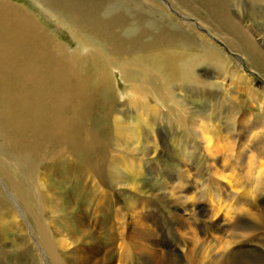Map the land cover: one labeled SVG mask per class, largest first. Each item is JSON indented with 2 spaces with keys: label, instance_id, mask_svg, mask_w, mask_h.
Wrapping results in <instances>:
<instances>
[{
  "label": "bare ground",
  "instance_id": "bare-ground-1",
  "mask_svg": "<svg viewBox=\"0 0 264 264\" xmlns=\"http://www.w3.org/2000/svg\"><path fill=\"white\" fill-rule=\"evenodd\" d=\"M39 1L47 12L49 11L58 20L67 23L74 39L80 44V47L85 48L87 53L80 56L78 53L69 52L62 45L63 43L55 40L19 4L9 0L0 1V137L4 141L2 154H0V169L2 171L0 173H4L3 167H5L7 172L3 175L7 179L5 182L8 183L9 190L17 196L20 205L24 206V210L21 209L27 215H31L32 218V221L28 222V229H30L31 234L23 235L19 241H17L18 239H11L13 242L7 240V243L11 242L12 245L10 244V251L5 249L3 233L5 231V233L8 231L7 234L9 235L12 233L8 224L15 221V223L12 222L15 225V230L19 233L24 230L19 222V213H16L14 208L9 205V208L13 210V212L9 211L11 216L7 217V220L0 218V255L24 252L26 256L28 254L30 257V264H153L154 259H158L157 264H162L165 256L162 253V256L159 255L157 251L161 239L158 236L155 237L143 221H129L138 217L136 210L131 212L130 209H127L125 213L122 209L114 211L116 217L114 224L107 223L108 219L103 216L97 217L99 219L97 230L89 228L86 222L79 221L80 219L72 222L67 215L68 207L61 210L59 206H56L53 197H48L43 192L42 186L38 184L39 181H36L35 176L39 177V161L40 159L45 161L50 153H53L54 156L57 154L63 157L64 155L72 156V163L61 161L63 164L61 165L55 160L49 162L47 164L48 169L44 167L45 173L49 174V172L63 167L65 170H73L74 168L73 171L80 177H82L81 174H90V180L93 181L90 182L92 184L90 192L93 190L96 197L97 194H100L99 199L101 200L104 191L99 184L109 180L108 175L112 172L108 166L110 160L117 161L119 159L118 164L120 166H115L117 163L111 162L113 167L116 170L123 168L128 173L139 167L137 165L140 164L139 160L130 159L131 157L125 159L127 157L125 150L114 151V148L107 141V137L100 134L96 126L91 125L90 115H93L94 107L99 106L103 110L113 101L111 100L114 94L113 79L117 76L115 75L116 72L120 73L121 82L128 84L124 89L132 97L128 103L136 106V122L142 121L148 126L146 130L147 127L140 124L142 128L146 127L144 130L132 121L135 127L137 125L140 137L146 142L145 144H148L156 123L153 122L154 119L147 110L152 109L155 114V106L143 104L141 102L143 98L141 101L139 100L145 92H149L151 96L155 95L158 90L163 92V85L165 81L168 82L169 77L188 92H202L205 87L208 88L211 85L209 86L203 79L200 80L196 74V67L201 61H213V54H219L232 65L234 61L225 56L218 47L198 31H194L195 37H189L178 29L165 26L166 23L163 25L161 22H156L157 20L149 19L148 15L141 14L138 10L139 13L134 11L135 9H127L129 7L117 5L112 2L113 0L111 2L106 0ZM248 1L253 4L260 2L264 4V0ZM183 2L187 4L186 6L194 7V9L192 8L193 11L202 13V20L212 27L214 33L219 35L230 49L242 55L243 60L251 64L254 63L258 66L257 69L264 74L263 47L257 46L258 43L254 41L248 31L249 27L245 26L240 19L241 17L239 18L236 14L235 18L230 8L231 5L239 7L240 3L243 4L246 1L183 0ZM186 25L189 29H194L191 22H187ZM141 54L149 59L156 58L159 54L163 64L162 69L159 67L158 70L161 71V74L162 70L164 71L165 81L162 80L159 72H152L148 68L145 69L132 63V60H137ZM146 65L148 66L149 63ZM233 66L239 73L240 67L238 65ZM245 73L238 77L247 79L251 84L253 79L251 80L250 75ZM134 74H142L149 81L155 78L156 81H151L153 84L149 88L148 82L138 84L136 79H131ZM232 77L234 78V76ZM211 83L215 86V82ZM262 83L261 86L264 90V82ZM172 93L174 92L172 91ZM226 94L228 93L226 92ZM175 96L176 93L173 94L174 98H176ZM223 100L227 99L223 98ZM191 103L195 104L193 100ZM109 107L111 108V106ZM260 107L264 110L262 105ZM105 110L107 112V109ZM186 112L184 114L178 112V116L176 115L177 125L188 126L187 128L193 130L196 135L200 134L202 139H206L204 149L210 150L214 146L212 135L206 131L207 129L204 130L200 127V120L193 118L199 112L193 111L191 108L187 109ZM99 114L101 113L99 112ZM121 118L119 114H115L113 118L112 125L113 129L116 130L117 138H131L135 132ZM263 119L264 117L260 121H250V124L240 122L243 132H238L236 118L229 120L228 132L225 135L222 134L225 139L223 147L229 150V159L218 164L216 158L208 154L213 162L207 161L201 168L202 172H192V176L188 169H182L177 178L179 184L168 186L169 190L165 192L167 199L172 202L174 208L182 213L183 218H189L196 222L198 230L202 232L203 236H205L206 227H208L211 235L226 231L228 226L232 230L228 235L221 238L211 237V235L208 237L191 235L188 242L191 245L190 248L187 247L184 240L176 239L175 242L179 245L178 255L172 254L173 251L169 250L168 264H264V147L254 148L256 144L252 138L255 135L250 137L251 142H246L247 146L241 144V141H246L247 136L251 135L249 133L253 129H264ZM256 138L259 142L264 143V132ZM238 143H240L241 150L236 149ZM231 144L233 145L230 146ZM150 150L152 151V149ZM153 151L155 153V150ZM113 153L117 154L114 160ZM1 157L9 161L5 163L6 160L3 161ZM187 158L189 159V157ZM181 164L180 167H182ZM8 171L10 175H7ZM131 174L133 175V173ZM190 175L194 180L191 183L187 180L183 182L186 178L190 179ZM44 176L46 175L44 174ZM219 178L223 182H219ZM197 186L201 187L199 192H192L191 190ZM132 187L134 189V186ZM158 187L159 184L155 188ZM158 190L155 189L157 192ZM82 191L76 193V196L83 200L86 199V201L89 200L90 197L87 198L88 191L86 190V193ZM93 198L91 197L90 200L95 201ZM59 199L57 200L59 201ZM45 201L49 204L47 206L49 207V214L53 215L48 218V221L42 220ZM230 201L231 206H229L231 208L223 210V204L227 205V202ZM143 202L141 201V203ZM9 208L7 206V210ZM96 209H98V205ZM55 213L56 216H54ZM179 216L175 214L173 218L181 227L182 223L178 221ZM44 218H47L46 215ZM166 222L163 224H167ZM165 230L172 232V228L167 229V226ZM57 235L60 236L59 239L56 238ZM173 237L175 238V235L167 236V241L174 242ZM210 237L211 239H209ZM104 240L108 247L106 253H103L104 250L101 247ZM149 240H152L149 244H152L151 246L147 245ZM114 251H116L117 256L115 260H113L114 257L109 256V253ZM31 253L32 255H30ZM33 253L38 258L33 257ZM7 261H1L0 264H8ZM11 261L13 259H10L9 262L11 263ZM16 262L17 260H14V263L11 264H19Z\"/></svg>",
  "mask_w": 264,
  "mask_h": 264
},
{
  "label": "rangeland",
  "instance_id": "rangeland-1",
  "mask_svg": "<svg viewBox=\"0 0 264 264\" xmlns=\"http://www.w3.org/2000/svg\"><path fill=\"white\" fill-rule=\"evenodd\" d=\"M0 1H3V0H0ZM9 1H12V2L19 4L25 12L30 13L37 20L39 25L43 26L50 33V35L54 37L55 40H57L61 44L63 43L62 45H64L69 52L78 53L80 56H84L87 53L85 48L83 49L82 47H80L79 46L80 44L74 39V36L71 34V30L69 29L67 23L62 21V20H58V18L54 14H50L49 11L47 12L46 9L42 6V4H40L39 0H9ZM106 1L111 2L112 0H106ZM118 1H121L122 4H121V2L117 3ZM175 1L174 0H113L112 2H114L117 5H121L122 7H124V6L129 7L127 9L132 8V9H135L134 11L138 10L141 14L148 15L149 19L155 20V21L157 20L156 22H159V23L161 22V24H163V25H165V23H166L165 26L178 29L179 31L184 32V34H187L189 37H195L196 33L194 31H196V32L198 31L199 33L203 34L207 39H209L216 47H218L223 52V54L225 56H227L229 59L233 60L234 61L233 65H238L240 67L239 73L236 71V69L234 68V66L232 64L228 63L224 58L220 57L219 54H213V61H209V62L201 61L198 64V66L196 67V69H197L196 74L200 77V80L203 79V81L208 83L209 86L211 85V87H208V88L205 87L204 91H202V92L201 91H199V92L189 91L188 92L187 90L184 89V87L179 85L177 82L172 80L170 77L168 78L169 79L168 82L165 81L164 75H163L164 71L162 70V74H161V71L158 70L159 67H160V69H162V64H163L160 60V56H158L159 54L156 56V58H153V59L147 58L146 56H144V54H141L140 56H138L139 58L137 60L132 58L133 60H135V61L132 60V63L138 64L140 67H142V68L144 67L145 69L148 68V70H150L152 72H154V71L159 72L160 77L162 78L163 81H165V83L163 85L164 86L163 92H159V90H158L157 93L153 96H151V94L149 92H147V93L145 92L141 97L139 96L140 101H141V98H143L142 99L143 101H141L143 104L147 103L153 107L154 106L156 107V108L154 107L155 114H154V111L152 109H147L151 113V116L154 119L153 122L156 123V126L153 127L154 131L152 132V137H151L150 142L148 144H145L146 142L143 140L142 137H140V134H139L140 132H138L139 130L137 128V125H136V127H135V125H133L134 123L135 124L137 123L136 122L137 116L135 113V112H137V111H135L136 106H133L132 104L130 105L128 103L132 97L128 94V92L127 93L125 92L126 85H128V84H124V82H121L122 79L120 77L119 72H116L115 75H117V76H115V79H113L114 94H113V98L111 99L113 101H112V103L109 104V106H111V108L109 106H107L108 108L105 107L102 110L99 106H95L93 111H92V113L94 112L93 115L92 114L90 115V121H91V125L93 124L92 126H96V128L100 134L107 137V141L114 148V151L119 150V149L125 150L126 154H127L126 155L127 157L125 156L126 157L125 159L131 157L130 159L139 160L140 164L137 165V166H139V167H137L139 170L137 168H135L136 170L134 169L132 172H129V173L123 168H121L122 170L121 169L116 170V168L113 167L112 163L114 164L116 162L117 164H115V166L118 165V167H119L120 165L118 163L120 161H118L119 159H117V161L114 160L116 158L117 154L113 153L112 157H113L114 161L110 160L112 163L110 162V165H108L109 168L112 170L111 174L108 175L109 180L106 179L108 181L104 182L103 184H99L100 188L104 191V194H102V196H101L102 197L101 200L99 199L100 194L96 193L97 194V197H96V195H94L93 190H92V192H90L91 186H92V184L90 183L92 181V180H90V178H91L90 174H87V175L81 174L82 177H80V176H77V174L73 171V170H75L74 168H73V170L72 169L65 170L63 167H60L57 170L51 171V173L49 172V174L45 173L44 167L48 169L47 164L49 162L54 161V160L61 165H63L61 163V161H65L67 163H72L73 157L70 155H64V157H63L59 154H57L58 156L57 155L54 156L53 153L48 154V156L45 158V161L40 159V161H39V163H40L39 169L40 170H39V174H38L39 177L35 176V179L37 178L36 181L37 182L39 181L38 184L40 186H42L41 188H42L43 192L48 197L52 196L53 199L56 201L55 202L56 206H59V208L61 210H64L67 207L70 209V211H69V209L67 208L66 211L68 213L67 215L69 216V219L72 222H76L80 219L79 221L86 222L88 227L89 228L91 227V229H93V230H95V229L97 230V228H98L97 222L99 219H97V217L101 218L103 216L104 218H107L110 221L109 222L107 220V223H110V224L113 223L114 224L115 223L114 221L116 220V217L114 216V214H115L114 211L122 209L123 212L125 213V211L127 212V209H130L131 212H133L132 210H136V212L138 213V217L132 218L129 221L130 222H132L134 220H138L140 222L143 221L144 224H146L149 227L148 230L150 232H152L153 235H155V237L158 236V238L161 239V240H159L160 242H159V246H158L157 251H158L159 255L162 256V254H163L165 256V258L163 256L164 262L162 264H168L167 257H168V251L169 250L173 251L172 254L178 255L177 250L179 248V245L175 242L176 239L179 238V239L184 240L186 242L187 247L190 248L191 245L188 242H189V237L191 235H196L197 237L203 236L202 232H200L198 230V226H197L196 222L192 219H189V218L188 219L183 218L182 213L178 209L174 208V205L171 204L172 202H170L167 199L165 192H167L169 190L168 186L171 184L174 186L179 184L177 178H178L179 171L182 169H188L189 173L193 176L194 172L195 173L196 172H202L201 168L205 165V163L207 161L210 163L213 162L211 160V157L216 158L215 160L217 161L216 163H218V164H221V163H223L229 159V150H226L223 147V144L225 142V139L223 137L226 134V132H228L227 128H228L229 123H230L229 120L231 121L233 118H236V121L238 124L237 130H238V132H240V131L243 132V128L240 127V124H241L240 122H242V124L243 123L250 124V121L251 122L256 121V120L260 121L264 117V114H263L264 110H262V108L260 107L262 105V107L264 108V94H263L264 90H263V87L261 86L263 84L262 82H264V74L259 69H257L258 66H256L254 63L251 64L248 61L243 60L244 58L242 57V55H240L237 52L230 49L229 46H227V44L225 43V41H223L219 37V35L217 36L216 33H214L212 27L207 22H204L202 20L203 19L202 13L193 11L192 8L194 9V7L186 6L187 4L185 2H183V0H179V2H178V0H175ZM243 1H246L247 3L246 2H244L243 4L240 3L239 7L231 5L230 6L231 11L234 13L235 18H236V16H238L239 18L241 17L240 19H241L242 23L245 26L249 27V29H248L249 33L252 35L254 41L258 43V44L256 43L257 46L259 45L260 48L263 47L262 49H264V41H263L264 40V13H263L264 12V4L262 2H260L259 4H257V3L253 4L252 2H250L248 0H243ZM183 6H185V7H183ZM235 7H236V9H235ZM151 11H153V12H151ZM235 14H236V16H235ZM187 22L188 23L191 22V25L193 26L194 29H189L188 26L186 25ZM261 40L263 43L261 42ZM207 50L209 51V48H207ZM160 52H162V50ZM176 52L179 53V51H177V50H176ZM200 53L202 54V52H200ZM201 54H199V55H201ZM147 60H149V61L147 62ZM148 63L150 65V66L148 65L149 67L146 65ZM202 64H203V66H202ZM243 73L250 75L251 80L253 79L251 84H250V82H248L247 79H245V78L241 79L240 77H238L239 75H242ZM232 76H234V78ZM132 77L133 78H131V79H136L138 81V84H141V82L142 83L148 82L147 86L149 88L153 84V82H151V81H156L155 78H152L149 81V80L145 79V77L142 74H139V75L134 74V75H132ZM222 80H223V82H222ZM210 82H215V86H213L214 84L212 85V83L210 84ZM222 84H225V85H222ZM148 87H146V89H148ZM180 87H182V88L180 89ZM172 91L174 93H172ZM214 91H216V92H214ZM225 91L228 94H226ZM183 92H185V93H183ZM175 93H176V96H175L176 98L173 97V94H175ZM146 94H148V95H146ZM149 96H151V97H149ZM226 97H228V98H226ZM177 98H178V100H177ZM179 98H181V99H179ZM223 98L227 99V100H223ZM170 99L173 101H171ZM168 100H170V101L168 102ZM191 100H193L195 102V104L191 103ZM179 101L180 102L182 101V102L180 103ZM237 101H238V103H237ZM243 102H244V104H243ZM121 104H124V105L122 106ZM236 105H238V106H236ZM114 107H115V109H114ZM239 107H241V108H239ZM190 108L193 109V111L196 110L197 112H199L198 115L196 114L195 116H193V118L196 120L197 119L200 120V122H199L200 127H202V129H204V130L207 129L206 131L210 132V135H212V137L214 139V142H215V143L213 142L214 146H212V148L210 150L204 149V147L206 145V144H204V143H206L205 142L206 139H202L200 137V134L196 135L193 130H190L187 128L188 126H182L181 127V126L177 125V123H176V117L178 116V112L180 111L184 114L186 112V110L190 109ZM105 109H107V112ZM98 111L101 114H99ZM118 111H120V112L118 113ZM143 111H144V109H143ZM109 112H111V113H109ZM113 112L116 115L119 114L120 118L121 117L124 118V119L121 118V120H124L126 125H129L133 128L132 131L135 132L134 136H132L131 138H127V137L117 138L116 130L113 129V125H112L113 124V118L115 115ZM187 112H186V114H188ZM227 112H228V114H227ZM128 114H129V116H128ZM229 114H231V115H229ZM130 115H131V117H130ZM93 118H95V119H93ZM132 121H134V123H132ZM109 122H111V123H109ZM137 124H138V126H140V124L143 127L146 126L147 127V128L145 127L146 130L148 129V126L146 125V123H142V121L138 122ZM215 125H217V126H215ZM142 126H140V128H142ZM196 127L198 128L197 125H196ZM145 128H142V129L145 130ZM263 132H264L263 128L260 130L256 129V128L253 129L252 132L249 133L251 135L247 134L249 136H247L246 141L244 140L245 143H244V141L243 142L241 141V144L246 145V142H248V141L251 142L250 140L254 139L255 140L254 143L257 146L256 147L255 144H253V146H255L254 148L264 147V143L259 142V140L256 138V137L260 136V133L262 134ZM222 134H224V135H222ZM257 134H258V136H257ZM112 136H113V138H112ZM251 136H254V138L251 139L250 138ZM199 138H200V140H198ZM162 140H164V141H162ZM202 140H204V141H202ZM220 140H222V141H220ZM3 144H4V141H3L2 137H0V154H2L1 151L4 147ZM155 144H157V145H155ZM239 144L240 143H238L236 145V147H237L236 149L241 150V146H239ZM150 145H151V147H150ZM232 145L233 144H231L230 146H232ZM145 147H147V148L145 149ZM150 149H152V151ZM146 150H147V152H146ZM153 150H155V153ZM188 150H190V151H188ZM189 152H191V153H189ZM152 154H154V155H152ZM182 154H183V156H182ZM224 154H225V156H224ZM203 155H204V157H203ZM186 156L189 157V159ZM1 158H3V157H1ZM4 160H6V159L3 158V161ZM8 161L6 160L4 162L7 163ZM188 163H190V164H188ZM180 164L182 165V167H180ZM150 165H152V166H150ZM3 170H4V173H0V204H1L0 205V218L7 220V217L11 216V213L9 211L11 210L13 212L12 208H14L15 212L19 213V222L24 227V230L19 233L15 230V225L13 224V223H15V221H12L13 223L10 222L8 224L9 229L12 231V233L9 235V234H7L8 231H7V233H5L6 232L5 230H4L5 232L3 233L4 239H5V244H6L5 246L7 247V248L5 247V249L8 250L10 247V244L12 245V243L9 241H12L14 239L15 240L18 239L17 241H19L23 237V235L31 234L30 229H28V224H29L28 222H31L32 218H31V215H29V214L27 215L26 212L23 211L24 206L20 205L21 203L19 202L17 196L14 195L11 190H9L10 187L8 186V183H6L7 179L3 175L7 172L6 168L3 167ZM137 170H138V172H137ZM0 172H2L1 169H0ZM135 172H137V173H135ZM131 173H133V175ZM44 174L46 176H44ZM7 175H10V172L7 173ZM192 176L189 177L190 179L186 178L185 180H183V182L187 180V182L191 183L192 180H194V178ZM44 177H46V178H44ZM95 180L98 181L97 179H95ZM218 180H219V182H223V180L220 178ZM155 184H157V185H155ZM158 184H159V187L155 188L156 186H158ZM45 185H47V186L45 187ZM152 185H154L155 187ZM132 186H134V189ZM135 186H138L139 188L138 187L135 188ZM46 188H47V192H46ZM121 188H123V189H121ZM152 188H154V189H152ZM163 188H166V189H163ZM200 188H201L200 186H197L194 190L192 189L191 191L192 192L193 191L199 192ZM88 189H89V191H88ZM136 189H137V191H136ZM147 189L148 190L151 189V190L148 192ZM155 189L156 190L159 189L158 192L155 191ZM80 190L81 191L83 190L82 191L83 193H86L88 191L87 194H89V195H87V198H89V197L93 198L94 197L93 199L95 201H93L92 199L90 200V198L87 201H86V199H84V200L80 199L78 196H76V193H78ZM90 193H92V194H90ZM147 193H148V195H147ZM127 197H129V198H127ZM130 198H132V199H130ZM137 198H138V200H137ZM156 198H158L159 200ZM244 198H246V197L244 196ZM57 199H59V201ZM162 200H163V202H162ZM128 201H130L131 203ZM141 201H144V202L141 203ZM231 201L227 202V205L223 204L224 205L223 210H225L226 208H231L230 207ZM67 203H68V205H67ZM163 203L165 206L163 205ZM47 204L48 203L45 201V205L43 207L44 208V215L42 216V220L44 219L43 221H48V218L53 216V215L49 214V212H48L49 207H47V206H49V204L48 205ZM167 204H168V206H167ZM9 205L12 208H9L10 207ZM97 205H98V209H96ZM7 206L9 208L8 210H7ZM131 208H133V209H131ZM96 210H97V212H96ZM142 211H144V212H142ZM73 212H75V213H73ZM98 212H99V216H98ZM6 214H7V216H6ZM175 214L180 215L179 220L178 219L177 220L179 222L181 221L180 222V223H182L181 227L178 225L177 221L173 218V216ZM45 215L47 218H44ZM78 215H80V216H78ZM54 216H56V213ZM95 216H96V219H95ZM4 217H6V218H4ZM27 219H28V221H27ZM184 219H186V220H184ZM127 220H128V218H127ZM163 222H166L167 224H163ZM162 224H163V227L161 226ZM166 226H167V229L172 228V232L166 231L165 230ZM160 227H161V229H160ZM230 229H231L230 226H228V227H226V231L211 235L209 230H208V227H206V229L204 230L205 236H203V237H206V236L208 237L209 235H211V237H216V238L217 237L218 238L225 237L226 235H228L232 231ZM171 235H175V238L173 237L174 242L173 241L172 242L167 241V236H171ZM211 237L209 239H211ZM56 238L59 239L60 236L57 235ZM7 240H9L8 241L9 243H7ZM150 241H152V240H149L147 242L148 246L152 245V244L149 245ZM106 245H107V243L104 240L102 243V246H101L104 250L103 253H106V248H108ZM0 248H1V245H0ZM9 251H10V249H9ZM13 253H11L12 255L10 253H8L7 255L4 254V256L0 255V262L8 260L6 263L11 264L12 262L14 263V260H17L16 263H19V264H30V260H29L30 257L28 256V254H27V256H28L27 257L26 253H24V252L14 253V254ZM117 253H118V251H117ZM112 254H113V256H112ZM30 255H32V253ZM109 256L111 258L114 257L113 260L117 259L116 251L111 252V254L109 253ZM33 257L38 258V256L35 253H33ZM10 259L11 260L13 259V261H11V263L9 262ZM154 260H155V262L153 264H157L158 259H154ZM149 264H151V263H149Z\"/></svg>",
  "mask_w": 264,
  "mask_h": 264
}]
</instances>
